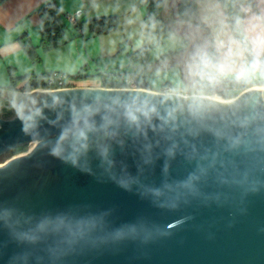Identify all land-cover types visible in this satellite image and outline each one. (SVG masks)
Segmentation results:
<instances>
[{
	"label": "water",
	"instance_id": "water-1",
	"mask_svg": "<svg viewBox=\"0 0 264 264\" xmlns=\"http://www.w3.org/2000/svg\"><path fill=\"white\" fill-rule=\"evenodd\" d=\"M6 154L0 264H264L262 87H0Z\"/></svg>",
	"mask_w": 264,
	"mask_h": 264
},
{
	"label": "crops",
	"instance_id": "crops-1",
	"mask_svg": "<svg viewBox=\"0 0 264 264\" xmlns=\"http://www.w3.org/2000/svg\"><path fill=\"white\" fill-rule=\"evenodd\" d=\"M46 1L54 3L60 18L64 14L80 12L78 18L80 27L83 22L87 26L86 21L90 18L105 15H118L120 26L116 30L100 34L90 31L82 35L63 32L59 45L49 50H43L40 47L42 20L36 9ZM147 1L2 0L0 1V57L7 58L4 60V64L18 76L28 74L42 76L50 72H60L70 76L78 72L82 66L86 68L85 74L89 75L121 72L125 76L133 71L144 74L143 72L148 69L150 64L144 69L135 70L130 66L131 63L127 58L112 66L108 62H113L114 56L124 54L119 51L123 48L122 44L125 40L130 45L139 48L146 46L151 40L158 39L161 27L152 23L146 25L143 20L147 12ZM174 1L167 0L166 7L162 11L163 16L165 18L168 16L173 24L174 31H170L177 33L182 43H186L187 46L190 39L204 38L205 40L200 43L199 58L198 56L187 58L184 47H181L167 61L177 64L181 68L183 84H191L194 77L195 80L196 77L199 79L200 61L206 54V42L209 34L216 50V61L213 63L215 74L222 78L242 79L250 84L249 87L258 86L256 82L264 78L262 76L264 61L258 65L249 62L246 48L254 56H259L264 52V0H194L202 27L176 22L170 11L173 9ZM241 6L248 7V11L241 10ZM63 29L65 30V28ZM24 34L29 37L33 45L38 46L39 58L35 62H31L18 41L19 37ZM134 40L139 41L135 43ZM160 59L163 61L162 58ZM209 66H207L208 70ZM135 72L133 73L136 76ZM185 75L188 79L191 77V81L186 83ZM8 81H12L9 76L5 79V82ZM79 86H101V82L92 85L80 84ZM163 87H169V84L160 87V89L152 87L151 89L161 91Z\"/></svg>",
	"mask_w": 264,
	"mask_h": 264
},
{
	"label": "trees",
	"instance_id": "trees-1",
	"mask_svg": "<svg viewBox=\"0 0 264 264\" xmlns=\"http://www.w3.org/2000/svg\"><path fill=\"white\" fill-rule=\"evenodd\" d=\"M2 1V0H0ZM167 0H148L147 1V12L145 15L146 23H159L160 27L163 30L170 31L173 30V24L167 23L165 17L162 14L164 7H166ZM171 11L172 18L180 23H190L195 26L202 27V23L200 22V18L198 16L195 2L194 0H176L173 9ZM36 12L41 16L42 25L40 29L41 33V41L40 47L43 50H49L51 48L56 47L60 44V37L63 35L64 29L60 20V16L56 10V7L52 1H46L44 4L39 6L36 9ZM88 30L91 33L100 34L109 31L116 30L120 26V17L118 15H105L100 17L90 18L86 21ZM76 28H80V21L77 19L75 24H73ZM206 34H208L206 32ZM21 48L27 55V57L31 60V62H35L39 57L37 53V47L31 43L29 37L24 34L19 37L18 39ZM148 47H140L137 50L131 51L128 54L129 61L131 63V67L135 70L137 69H144L150 64V59L148 55ZM174 51L166 53L162 55V59L165 60L171 57ZM247 59L249 62L253 63L254 65H258V63L264 61V52L259 56H254L248 48H246ZM216 61V50L213 44V40L211 36L208 34L207 42H206V54L200 61L199 66V79L200 84L202 85L204 91L206 93L214 92L216 87L212 86V82H214L215 78L218 76L216 74H210L208 71L207 66L210 64L215 63ZM86 68L81 67L78 72L73 75L66 76L68 80V85L73 86L76 85L72 82L71 79H81L86 78L89 76H96L100 78L101 86H113L116 87L118 85V79L123 76L124 73L121 72H108V73H96V74H85ZM51 73V72H50ZM44 74L42 76H35L28 74V75H21L15 76L11 73L12 81L8 86L4 88L7 89H17V90H32L35 88H43L44 87V79L48 75ZM222 78V77H220ZM224 81L228 82L229 84H239L241 89H246L249 87L250 84L243 81L242 79H228L222 78ZM18 80H27L23 83L22 86H17ZM141 85L150 88V85L147 81L142 80Z\"/></svg>",
	"mask_w": 264,
	"mask_h": 264
},
{
	"label": "rangeland",
	"instance_id": "rangeland-1",
	"mask_svg": "<svg viewBox=\"0 0 264 264\" xmlns=\"http://www.w3.org/2000/svg\"><path fill=\"white\" fill-rule=\"evenodd\" d=\"M60 20H62L61 23H62L63 28H65L64 32L66 33H76V34L82 35L85 32L89 31L87 30V26L84 24V22L81 24L82 26L80 28L74 27L73 24L75 23H73L68 18V14H64L63 16H61ZM143 20L145 23L146 21L144 17H143ZM165 20L167 21V23L172 24L168 16L165 18ZM173 23H175V21H173ZM145 24L150 25L149 23H145ZM152 24H156L160 26L159 23L154 22ZM183 31H185L184 28H183ZM179 38L180 37L178 36V34L174 33L173 31H166L163 29L160 30L158 32V39L156 38L155 40H151L150 42H148L149 44H147L146 46H141V47H148L147 49L148 55H149V59L151 60V63H150V66H148V69L143 72L144 74H142V72H135L133 70L131 71L136 73V76L138 77L139 80L145 79V81H147V83L150 84L151 87L154 89H160V87L164 85L167 86L169 84V87L174 91L183 90V91H190L192 92L191 94L207 95V93L204 91L200 92V90H204V89L202 85L200 84V79H197V77H196V80H195V77L192 80L193 82H195L192 89L189 90L187 88V85L183 84L184 81H183V75H182L181 68L178 67L177 64H172L171 62H167L169 61L170 58H172L173 55L163 61L160 59L162 58V55L171 52V50H174V52L175 51L178 52L179 49H181V47H184V52H186L188 46L186 43L185 44L182 43V41ZM134 41L135 43H138L139 40H134ZM123 43H124L122 44L123 48L119 52L120 53L124 52V54H118V56L116 57L114 56L115 60L113 62L112 61L108 62V64H110L111 66L114 65V63H118L121 61L123 62L124 60H126V58L129 61L128 52L138 49L137 47H134L132 44L130 45V43L127 40H125ZM128 45L130 46L128 47ZM6 59L7 58L3 59L2 57H0V87L2 88H4L5 86H8L11 83L10 81L5 82V79L7 78V76L11 77L10 74L12 73L9 70V68H7V66L4 64L5 62L4 60ZM208 71L210 72V74H215V65L210 64ZM14 75L18 76V74H14ZM262 76H264V73L262 74ZM184 79H186L185 82L187 83L188 81H191L192 78L190 77L188 79L185 75ZM71 80L76 85H80V84L81 85H92V84H97V82L98 83L100 82V78L96 76H89V77L82 78V79H77V80L71 79ZM26 81L27 80H20V81L18 80L17 86H22L23 83ZM256 83H257L256 85H258L259 87H264V78L261 79L260 81H257Z\"/></svg>",
	"mask_w": 264,
	"mask_h": 264
},
{
	"label": "built area",
	"instance_id": "built-area-1",
	"mask_svg": "<svg viewBox=\"0 0 264 264\" xmlns=\"http://www.w3.org/2000/svg\"><path fill=\"white\" fill-rule=\"evenodd\" d=\"M241 10L248 11V7L241 6ZM80 15V12H75L74 14H68V18L75 23ZM118 85L115 88H146L141 85V81L135 76L134 73H129L128 75L119 77ZM212 86L216 87L217 90L211 93H207V95L221 99V100H230L242 90L239 84H229L228 82L224 81L220 76H217L211 84ZM68 80L66 79L65 74L60 72H51L49 73L44 79V87L43 89H61L69 87ZM105 87V86H104ZM113 87V86H107ZM160 92H176L183 95H189L192 92L190 91H183L178 90L174 91L170 87H163Z\"/></svg>",
	"mask_w": 264,
	"mask_h": 264
},
{
	"label": "flooded vegetation",
	"instance_id": "flooded-vegetation-1",
	"mask_svg": "<svg viewBox=\"0 0 264 264\" xmlns=\"http://www.w3.org/2000/svg\"><path fill=\"white\" fill-rule=\"evenodd\" d=\"M197 55L200 56V48H199V50H198V54H197ZM199 56H198V58H199ZM197 60H198V59H197ZM193 86H194V82H192L191 84H188V85H187V88L190 90V89L193 88ZM16 90H17V89H16ZM7 157H9L8 154L3 155V156H0V162H1L3 159L7 158Z\"/></svg>",
	"mask_w": 264,
	"mask_h": 264
},
{
	"label": "bare ground",
	"instance_id": "bare-ground-1",
	"mask_svg": "<svg viewBox=\"0 0 264 264\" xmlns=\"http://www.w3.org/2000/svg\"><path fill=\"white\" fill-rule=\"evenodd\" d=\"M262 88H264V87H262Z\"/></svg>",
	"mask_w": 264,
	"mask_h": 264
}]
</instances>
